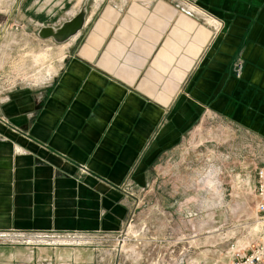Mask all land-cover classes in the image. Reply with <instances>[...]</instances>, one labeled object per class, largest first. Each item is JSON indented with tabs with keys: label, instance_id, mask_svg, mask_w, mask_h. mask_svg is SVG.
I'll return each mask as SVG.
<instances>
[{
	"label": "crops",
	"instance_id": "crops-1",
	"mask_svg": "<svg viewBox=\"0 0 264 264\" xmlns=\"http://www.w3.org/2000/svg\"><path fill=\"white\" fill-rule=\"evenodd\" d=\"M83 8L51 75L0 98V231L114 235L134 192L158 187L161 159L207 119L264 141V0H14L10 10L38 35ZM96 259L93 247L0 244V264Z\"/></svg>",
	"mask_w": 264,
	"mask_h": 264
},
{
	"label": "rangeland",
	"instance_id": "rangeland-1",
	"mask_svg": "<svg viewBox=\"0 0 264 264\" xmlns=\"http://www.w3.org/2000/svg\"><path fill=\"white\" fill-rule=\"evenodd\" d=\"M13 2L0 0V98L13 87L43 82L62 54V46L41 40L33 28L13 25ZM259 168L264 141L224 119H207L175 155L161 159L153 177L159 176L158 187L149 183L134 192L118 233L10 231L49 233L63 242L30 249L93 247L97 264H227L233 247L241 250L249 236Z\"/></svg>",
	"mask_w": 264,
	"mask_h": 264
},
{
	"label": "built area",
	"instance_id": "built-area-1",
	"mask_svg": "<svg viewBox=\"0 0 264 264\" xmlns=\"http://www.w3.org/2000/svg\"><path fill=\"white\" fill-rule=\"evenodd\" d=\"M254 218L250 223L249 236L244 241L240 253L238 245L233 247L236 255L227 264H264V168L256 169L253 189ZM0 244L18 245L28 248L38 246H60L63 242L56 240L49 233H23L16 231H0Z\"/></svg>",
	"mask_w": 264,
	"mask_h": 264
},
{
	"label": "water",
	"instance_id": "water-1",
	"mask_svg": "<svg viewBox=\"0 0 264 264\" xmlns=\"http://www.w3.org/2000/svg\"><path fill=\"white\" fill-rule=\"evenodd\" d=\"M86 19V9L81 11L71 20L65 22L61 27H43L38 32L41 40H53L57 44H63L76 36L84 27Z\"/></svg>",
	"mask_w": 264,
	"mask_h": 264
},
{
	"label": "bare ground",
	"instance_id": "bare-ground-1",
	"mask_svg": "<svg viewBox=\"0 0 264 264\" xmlns=\"http://www.w3.org/2000/svg\"><path fill=\"white\" fill-rule=\"evenodd\" d=\"M40 57V56H39ZM42 57V56H41ZM45 57V55L43 56V58Z\"/></svg>",
	"mask_w": 264,
	"mask_h": 264
}]
</instances>
